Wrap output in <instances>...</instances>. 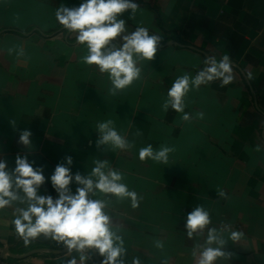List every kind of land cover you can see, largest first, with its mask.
<instances>
[{
	"label": "crops",
	"instance_id": "crops-1",
	"mask_svg": "<svg viewBox=\"0 0 264 264\" xmlns=\"http://www.w3.org/2000/svg\"><path fill=\"white\" fill-rule=\"evenodd\" d=\"M82 2L0 0V159L11 169L17 154L27 156L45 177L38 195L54 200L59 194L50 177L66 156L71 172L85 178L97 160L106 162V173L119 172L120 183L137 193V207L130 198L99 191L89 198L105 201L111 230L124 242L117 258L123 264H198L197 246L205 244L209 228L231 254L214 264H264V0H135V15L120 17L122 35L144 27L161 41L152 61H139L140 79L115 95L108 74L83 62L86 44L56 19L61 6ZM224 55L231 83L190 89L188 121L171 107L164 110L178 77H195L205 59ZM107 121L130 147L98 145L97 125ZM24 129L32 133L29 146L18 143ZM148 145L171 148L167 163L141 161L139 150ZM77 187L70 185L72 193ZM197 206L209 212L211 224L189 238L185 223ZM26 207V200H16L0 209V264H99L93 249L58 247L44 234L25 243L13 221ZM232 232L242 235L233 241ZM36 248L44 250L27 254Z\"/></svg>",
	"mask_w": 264,
	"mask_h": 264
},
{
	"label": "clouds",
	"instance_id": "clouds-1",
	"mask_svg": "<svg viewBox=\"0 0 264 264\" xmlns=\"http://www.w3.org/2000/svg\"><path fill=\"white\" fill-rule=\"evenodd\" d=\"M138 9L135 0H83L78 7L61 6L56 11L57 21L70 33H76L78 44H86L88 54L83 62L96 65L100 73H107L112 84L111 93L116 94L140 79L139 61H152L157 53L161 37L150 35L147 28L138 27L128 35L125 31V20L120 18L125 12L134 16ZM117 37L124 41L117 46L112 43ZM206 67L195 77L185 74L178 77L168 90V98L163 104L165 111L169 107L178 113H184L182 119H190L184 112V98L190 89H199L203 84L220 80L225 86L233 80V69L230 57L224 55L219 61L215 57L205 59ZM203 115L202 113L200 114ZM112 121L97 125L101 133L99 144H111L113 148L127 149L130 145L117 131L110 127ZM32 133L28 129L20 132L18 143L31 145ZM172 149L161 146L154 151L152 145L139 150V159H152L167 163ZM66 164H57L51 175V183L59 194L55 200L52 196L38 195L39 187L45 182L42 169L33 167L27 156L17 154L15 167L9 169L6 160L0 159V209L9 206L13 201H27V207L18 210L19 215L13 223L17 233L28 243L29 238L40 234L51 236L57 241H64L69 250L77 251L85 247L96 249L104 257L102 264H123L117 258L125 252L123 239L111 230V218L105 211L106 203L101 199H90L89 194L99 191L112 194L117 198H130L132 207L138 206L137 193L120 183L122 175L111 170L104 171L106 162L95 161L96 166L87 178L80 173L73 174L71 156L65 157ZM95 177V179H93ZM75 182L79 187L72 193L70 185ZM15 189V190H14ZM16 190L25 194L20 197ZM221 197L225 193L219 191ZM211 224L210 214L202 206H197L187 215L185 228L189 238L202 233ZM242 233L232 232L231 239L238 240ZM217 245L212 247V245ZM227 241L218 234L217 229L209 228L204 245H198V264H214L218 258L229 259L231 254L224 251ZM193 255H196L194 250ZM81 259H85L81 256ZM67 264H75V259ZM134 264H139L138 260Z\"/></svg>",
	"mask_w": 264,
	"mask_h": 264
},
{
	"label": "water",
	"instance_id": "water-1",
	"mask_svg": "<svg viewBox=\"0 0 264 264\" xmlns=\"http://www.w3.org/2000/svg\"><path fill=\"white\" fill-rule=\"evenodd\" d=\"M66 249H69V248L67 247ZM2 250H3L5 253H9V254L15 256V254H13L11 251H9V250H8L7 248H5V247H2ZM42 250H44V248H36V249H34V250L28 252L27 254H28V255H31V254H34V253L40 252V251H42ZM52 250H54V251H59L58 249H52ZM93 253H94V256H95L97 262H98L99 264H102L103 260H102L101 257L99 256L97 250L94 249V248H93Z\"/></svg>",
	"mask_w": 264,
	"mask_h": 264
},
{
	"label": "trees",
	"instance_id": "trees-1",
	"mask_svg": "<svg viewBox=\"0 0 264 264\" xmlns=\"http://www.w3.org/2000/svg\"><path fill=\"white\" fill-rule=\"evenodd\" d=\"M53 245L55 246H58V247H63L65 246L66 244L64 243V241H57V240H53L52 242ZM47 245H50V244H44V243H36L35 246H47Z\"/></svg>",
	"mask_w": 264,
	"mask_h": 264
},
{
	"label": "built area",
	"instance_id": "built-area-1",
	"mask_svg": "<svg viewBox=\"0 0 264 264\" xmlns=\"http://www.w3.org/2000/svg\"><path fill=\"white\" fill-rule=\"evenodd\" d=\"M4 264H7V263H4Z\"/></svg>",
	"mask_w": 264,
	"mask_h": 264
}]
</instances>
